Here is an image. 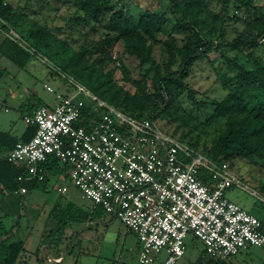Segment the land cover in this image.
Segmentation results:
<instances>
[{"label": "built area", "instance_id": "1", "mask_svg": "<svg viewBox=\"0 0 264 264\" xmlns=\"http://www.w3.org/2000/svg\"><path fill=\"white\" fill-rule=\"evenodd\" d=\"M11 34L75 89L56 93L55 105L40 106L26 116L36 126L35 135L0 155V161L26 166L28 174L19 180L44 179L42 164L59 159L63 174L84 198L137 235V264H178L187 252L188 237L200 241L209 257L225 261L250 246H264V219L230 199L228 190L240 187L264 197L229 161L214 159L162 131L150 117L108 103L19 33ZM68 189L60 187L62 192Z\"/></svg>", "mask_w": 264, "mask_h": 264}, {"label": "trees", "instance_id": "2", "mask_svg": "<svg viewBox=\"0 0 264 264\" xmlns=\"http://www.w3.org/2000/svg\"><path fill=\"white\" fill-rule=\"evenodd\" d=\"M205 1L171 0L170 14L158 3H153L152 7L145 8L136 19L129 10L119 7L116 0H79L82 14L74 20L85 23L93 22L103 27L105 34L101 39L89 45H83L75 52L71 46L56 37L50 29L37 22L33 21L28 35L25 34L23 23L27 16L7 0H0V22L3 31L6 32L0 44V53L21 68L25 67L35 56L14 40L11 34L14 30L63 71L73 75L102 99L126 113L152 119L158 116H171L177 107L178 97L185 92H189V97L194 104L203 108L208 103L197 98L195 90L186 82V79L200 58H206L210 51L219 47L214 43L215 40L207 37L198 27L202 21L201 13ZM231 2L235 3L238 10L246 13L257 10V0H227L225 5ZM181 7L187 10L186 16L177 15ZM168 30L172 33L171 36L185 34V37L179 41L178 39L176 41L174 37L170 41L165 40L170 52L169 66L177 62V58L180 59L177 70L163 72L161 66L157 65L154 75L156 89L154 92H149L148 80L134 79L122 58L117 57L116 61L120 62L123 79L136 86L133 97L120 99L122 86L117 83L114 71L109 68L115 60L112 49L123 40L125 54L136 57L144 65L154 63L153 45L149 40L155 38L157 32ZM262 38H264V13L248 20L239 35L227 42L232 50L240 52L249 50L248 55L255 60L256 68H248L237 58L224 55L228 69L234 74L219 73L229 93L223 100L212 101L214 112L208 122L229 115L226 131L214 141L209 149L200 147L197 141H186L214 159L229 161L237 157L264 156V62L256 59L254 52L259 47ZM55 46L58 47L55 54L60 58L61 63L51 58V52ZM5 72L6 69L0 66V80ZM144 106L151 107L150 114L143 112ZM29 112L32 114L31 111ZM35 133L36 126L34 125H28L21 139L9 131L0 130V155L10 151L17 142L31 139ZM64 171L59 159L53 157L40 167V173L45 175L44 179L21 181L19 176L28 174L26 166L2 159L0 161V194H14L23 186L29 190L45 191L50 182L60 178ZM104 213L102 208H95L88 212L74 202H69L65 206L58 202L51 210L55 226L51 229L50 236H63L69 223L97 219ZM3 217L5 216H0V264H18L21 253L26 250V241L13 236L14 226L7 228ZM232 258L228 261L211 258L203 247L202 254L196 259V263L234 264Z\"/></svg>", "mask_w": 264, "mask_h": 264}, {"label": "rangeland", "instance_id": "3", "mask_svg": "<svg viewBox=\"0 0 264 264\" xmlns=\"http://www.w3.org/2000/svg\"><path fill=\"white\" fill-rule=\"evenodd\" d=\"M16 9L24 13L27 18L23 23V32L28 35L32 22H37L46 26L52 33L71 46L74 51H78L81 46L89 45L93 41H97L104 37L105 29L92 23L78 22L74 19L81 15L82 12L79 7V0H7ZM119 7H123L131 12L134 18L139 15L147 7H152L153 3L159 4L169 14L172 11L171 0H116ZM157 1V2H156ZM227 0H206L205 6L201 13V23L199 29L207 37L215 40L218 48L213 49L208 53L206 58H200L190 70L186 82L189 83L192 89L195 90V95L199 100L206 101V107H200L194 104L189 97V92H185L177 99V107L174 109V114L171 116H158L155 118L156 125L164 132L170 133L185 141H197L200 147L207 149L211 148L214 141L217 140L222 133L227 129L228 116L219 117L215 121L208 122L211 114L214 112L212 101H220L227 97L229 89L223 84L219 77V73H228L232 75L228 69L227 61L224 55L231 58H237L240 63H244L248 68H256L255 60L248 55L249 50L240 52L232 50L227 44L228 41L236 38L239 33L245 28L248 20L264 13V0H257V10L246 13L236 8L235 3L231 2L225 5ZM187 10L179 9L177 15L183 17L187 15ZM168 31L157 32L155 38L149 40L153 45L154 63L141 64L139 59L129 56L124 53V41H119L112 49L113 58L115 59L110 64V69L114 71V77L117 83L122 86V93L120 99L124 97H133L136 92V86L123 79V72L120 68V62L116 61L117 57H121L123 63L128 67L131 76L134 79L148 80V91L154 92L156 84L154 75L157 71V65L161 66L163 72L168 70L176 71L180 65V59L169 66L170 52L165 40H171L173 37L178 41L185 37V34H173ZM0 37L6 36L0 22ZM175 35V36H174ZM54 43V42H53ZM58 47L55 46L52 53V60L61 63L60 58L55 54ZM49 51V49H48ZM255 58L264 62V38L260 40V45L255 50ZM6 57V56H5ZM5 63V64H4ZM0 65L9 69L12 74H16L20 67L10 61V59L3 58ZM46 65L39 66L38 71L41 70V75L35 83L40 96L39 100L54 103L55 96L52 92L44 87L45 75L47 72ZM21 80L23 85L28 87L25 80H29L28 73L24 74L20 70ZM23 78V79H22ZM12 83L9 75H6L0 81V102L7 99L10 103V110L6 112L0 109V115L4 118H9L12 124L16 127L24 126V114L27 112V105L22 106L26 102L25 88L21 86V90L17 91L15 95L8 94L6 90ZM54 88L66 87L75 89L67 79L56 78L52 81ZM83 96V95H80ZM29 101V100H28ZM34 101V100H33ZM122 105H125L121 102ZM152 111L150 106H144L143 112L150 114ZM233 171L241 177L242 180L249 187L257 189L264 197V156H254L251 158L237 157L229 160ZM67 185L69 192L64 195L71 198L78 204L90 205L87 198H83L81 191L75 184L65 175L59 179H53L50 182L47 190H32L26 196V206L21 214L18 210V216L6 217V208L11 207L10 199L3 203L0 197V216L3 217L7 228H21V234H14L15 238H22L23 235L28 234L27 231L32 232L34 228L42 225V221L49 218L51 221L45 229L46 241L55 242L57 244L65 243L64 247L67 249V259L77 261L78 264H137L138 257L135 255L136 238L131 233L125 231V226L112 214L106 213L98 225L88 227V222L80 223L73 238H68L64 241V236L57 237L50 236L51 228L54 226V221L50 218V210L53 202L60 197L58 187ZM228 197L242 206L246 207L252 213L264 219V200L257 197L248 191L233 187L228 190ZM65 198V197H62ZM45 204V205H44ZM42 206L41 208H39ZM24 230V231H23ZM41 241L40 231L36 228L31 233L29 238V250L35 252L39 240ZM24 239V236H23ZM188 247L186 254L181 258L178 264H197L196 259L202 254L203 244L194 240L191 237L187 238ZM68 244V245H67ZM40 248V247H39ZM40 254H46L44 247L40 248ZM44 252V254H43ZM33 261H31L32 264ZM232 262L234 264H264V246H250L247 250L241 251L239 254L233 256Z\"/></svg>", "mask_w": 264, "mask_h": 264}, {"label": "crops", "instance_id": "4", "mask_svg": "<svg viewBox=\"0 0 264 264\" xmlns=\"http://www.w3.org/2000/svg\"><path fill=\"white\" fill-rule=\"evenodd\" d=\"M4 38H5V36L0 37V44L2 43ZM3 58H7V57H5L4 55H2L0 53V61H2ZM10 61L12 63H14L11 59H10ZM14 64L17 65L16 63H14ZM42 65H46V67L48 68L47 72L43 73V75H45L44 87L48 91H50V92H52L54 94L55 101H54L53 104L52 103L49 104L48 102H45L44 100H39V98H38L40 96V93H39L38 89L36 88L35 83L38 81V79H39V77H40V75L42 73L41 70L38 71L37 68L39 66H42ZM0 66H2V65H0ZM18 67H20V66H18ZM3 68H5V67H3ZM5 69H6V72L3 75L2 79L6 75H9L10 79H12V83L10 84V86L6 90V92L8 94L15 95V93L17 91L21 90V86H23L25 88V93H26V98H27L26 100L27 101L23 102L22 106L27 105V108H26L27 112L24 114V119H25L24 126H20L18 128L16 127L15 124L14 125L12 124L11 119L4 118V117H2L0 115V130L9 131L13 135L17 136L20 139L25 135V132H26V130L28 128V125H30V124H28L26 122V116L31 115L29 111H31L32 114H33L34 110L37 109L40 106H43V105L53 106V105H55L57 103L56 93H58V92H60V93H73L74 92V91L72 92L71 91L72 89H69L68 86L63 87V88H61V87L54 88L53 85H52V81H54L56 78H59V79L61 78L62 79L64 77H62L61 75L56 73L52 68H50V66L47 63H45L42 59H40V58H38L36 56H33L32 59L27 63V65L25 67H23V68L20 67V70H23L24 74L26 72L28 73L29 80H25L26 81L25 83H28V87H25L23 85V81L21 80V77L18 76V74L20 75V73H21L20 70H18V72H16L17 75L16 74L13 75L12 72L9 69H7V68H5ZM48 86L52 87L53 90H49ZM7 97L9 98V95ZM8 98L7 99H3L0 102V109L1 110H5L6 112H9V110L11 108L10 107L11 105L8 102ZM3 154H1V155H3ZM63 175H61V177ZM62 186H64V185H62ZM62 186L58 187V192L60 194V197H58V199H56V201L53 202L51 210L54 207V205L56 203H58V202L61 205H64V206L66 204H68L69 202H74V203L78 204L77 202H75L71 198H68V197L64 196V195H66L69 192V189L66 192H62L60 190V187H62ZM31 191L32 190L28 189V191L26 193H22V192H20L18 190L14 194H6V195L0 194V197L2 198L4 204H5L6 200H8V199H10V201H11V207H9V210H8L7 207H5L6 208V214L5 215H8L6 217H11V216H16L17 217L19 215L18 214V210H20L21 214L23 213L24 208L26 206V204H25L26 197H27L26 195L29 192H31ZM62 197H65V198H62ZM78 205L81 206V208H83L84 210H86L88 212H91L93 209L96 208V207L93 206V203L91 201H90V205H87V204H78ZM41 207L42 206H40L39 208H41ZM51 210H50L49 215H50V218L52 219ZM104 215H105V213L102 215V217L97 218V219L103 218ZM97 219H93V220L89 219L88 221H85V222H88V227H93L95 225H98V223H100L101 220H97ZM50 222L51 221L49 220V218H46L44 221H42V225L40 227L35 225L36 226L35 228L38 231H40V237H41V241L38 238L39 243H38V246H37L35 252L33 250H29V243H30L29 238L31 237V233L35 230V228H34V230L32 232L27 231L28 234L23 235L24 236V240L26 241V250L21 253V255L19 257V263L18 264H31V261H33L32 264H78L77 261H74V258L72 260L68 261L66 255H67V250H68L67 248L69 246L64 247L65 243L57 244V243L52 242V241H51V243L46 241L47 238L45 236V234H46L45 233V229H46V226L48 225V223H50ZM80 223H84V222H72V223L68 224V226L66 227L65 233L63 234L64 241H66L69 237L70 238L74 237V235L77 232L78 225ZM54 226H55V222H54ZM125 231H126L127 234H128V232H131L126 226H125ZM12 232L14 234H21L22 229L13 227ZM132 234L136 238L135 255H136V257H138V255H139L138 238H137V236L134 233H132ZM23 236H22L21 239H23ZM57 237H59V236H57ZM60 237H62V236H60ZM42 246L44 247V250L46 252V254H44V252H43V254H44L43 256H41V254H40V252H41L40 248Z\"/></svg>", "mask_w": 264, "mask_h": 264}]
</instances>
